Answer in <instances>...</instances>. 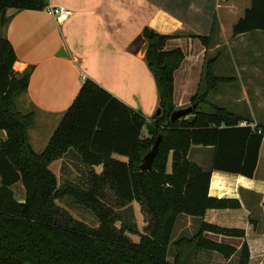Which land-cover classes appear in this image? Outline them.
<instances>
[{"label":"trees","instance_id":"1","mask_svg":"<svg viewBox=\"0 0 264 264\" xmlns=\"http://www.w3.org/2000/svg\"><path fill=\"white\" fill-rule=\"evenodd\" d=\"M49 0H0V30L9 21L8 10H44ZM210 35L192 34L209 48ZM264 31V0H250V6L233 24L232 36ZM3 32V31H2ZM0 32V264H186L192 252H217L230 259L238 252L232 244L208 234L245 237V230L202 222L190 236L173 238L181 215L203 218L209 209H236L238 199L209 195L214 170L254 177L264 125L210 101L227 77L216 74L220 53L205 63L195 105L188 115L171 120L175 104V73L185 60L180 48L168 49L180 33L163 34L145 27V60L152 72L159 108L151 121L156 133H144L147 117L87 78L71 106L42 151L33 147L30 130L35 110L22 112L19 100L27 92L33 67L17 72L16 51ZM160 111V113H158ZM245 122V126H240ZM162 135L152 170H143L145 156ZM193 146L213 149L211 165L200 166L189 158ZM73 152L82 164L103 166L91 170L87 187L59 184L50 164ZM114 155L128 158L127 162ZM171 160V169L169 162ZM243 161V162H242ZM21 182L24 198H16L12 186ZM108 192L113 198H108ZM65 198L89 209L99 226L91 227L72 216L59 201ZM112 199L120 208L134 202L147 219L139 241L136 223H125L108 205ZM121 222V226L116 224ZM239 264H249L247 242L240 249ZM174 260L170 261L168 255Z\"/></svg>","mask_w":264,"mask_h":264},{"label":"crops","instance_id":"2","mask_svg":"<svg viewBox=\"0 0 264 264\" xmlns=\"http://www.w3.org/2000/svg\"><path fill=\"white\" fill-rule=\"evenodd\" d=\"M243 3L244 8L241 10ZM51 5L70 9V17L58 22L45 9H9L10 19L0 30L16 51L15 71L21 73L33 67L28 90L18 105L27 109V104L28 111L37 112L35 125L30 130L36 151L45 148L87 78L130 107L142 111L151 121L159 108V97L154 76L145 60L146 42L141 37L145 27L163 34H182L179 38L171 39L167 48L180 47L185 53V60L175 73V104L177 108L187 106L202 82L203 56L207 50L198 38L191 35H210L214 20H217L213 40L227 38L232 34L233 24L250 6V0H49L48 6ZM222 9L223 13L220 14ZM231 16H236V19L227 25L225 22ZM247 36H252L253 40L255 36L264 38V31L241 34L236 39L240 38L241 41ZM263 48L264 42L258 43L256 47L248 46V51L259 54ZM212 50L209 49L210 52ZM218 53L221 54V51ZM221 59L216 64V74L228 79L218 91L210 94V101L250 117L254 121L252 127L255 124L264 125L259 121L264 119V62L233 65L230 62L224 64ZM40 113L52 118L43 128L38 126ZM55 119L59 123L53 128L51 126ZM41 123L45 124L44 120ZM144 133H148L147 129ZM67 156L50 164V169L58 178L61 177L60 167L64 161L67 173L74 166L72 160H64ZM69 156L86 167L73 152ZM114 157L123 162L128 161L126 156ZM212 157L213 149L210 147L193 146L189 153V158L204 168L210 167ZM168 166L170 170L171 160ZM90 170L100 174L103 166L98 165ZM65 175L64 178H67ZM209 195L238 199L241 206L236 209H209L203 218L181 215L177 224L181 221L180 224L188 231L192 221L199 223V227L202 222H207L243 229V238L214 234H210V237L232 244L238 251L243 242H247L250 261L254 255H259L257 261L262 263L264 142L260 147L254 177L214 170ZM210 253L220 255L217 252ZM235 255L230 259L220 256L225 262H230Z\"/></svg>","mask_w":264,"mask_h":264},{"label":"rangeland","instance_id":"3","mask_svg":"<svg viewBox=\"0 0 264 264\" xmlns=\"http://www.w3.org/2000/svg\"><path fill=\"white\" fill-rule=\"evenodd\" d=\"M244 8V3L241 6V10H243ZM223 13V9L220 11V14ZM236 16H231L225 23L227 25H231L232 21H234L236 18ZM256 38L253 40L252 36H247L245 37V39L240 41V38L233 37L232 34L227 36V38H223L220 40H213L210 47L206 48V52L205 55L203 56V63H204V68H205V63L206 61L215 56L218 51H221L220 54V58L221 61L225 64L230 62L233 65H240V64H245V63H249V64H258V63H262L264 62V55L262 53H264V48L261 49V51L259 52V54H254V51H248V46H257L258 43H262L264 42V38L263 37H258L255 36ZM201 43V41H200ZM229 44V45H228ZM202 46H204L201 43ZM205 47V46H204ZM213 48V50L210 52L209 49ZM260 50V48H259ZM227 55V56H225ZM203 75H204V71H203ZM203 78V77H202ZM193 104H191L190 102L187 104V106H192ZM27 109H25L22 105L19 106V109L22 112H27L29 109V106L26 104ZM31 110V109H30ZM51 117H44V114H39L38 115V126H45L47 123L51 122ZM42 120H44L45 124L41 123ZM259 121H261L262 123H264V119H260ZM59 120L55 119L52 126L53 128L56 127V125H58ZM37 126V127H38ZM43 132V131H42ZM47 132V131H46ZM73 158V159H72ZM72 160L74 166L72 169H70V172L67 173L66 169L64 168V163L65 161L61 164L60 170H61V177L58 178L59 184L63 185L65 183H72V184H76V185H80V186H85L87 187L89 184V176L91 173V170L89 167H83L81 165H79L78 161L72 157V156H67L65 157L64 160ZM67 173V175H65L64 173ZM64 175L67 178H64ZM12 189L14 190L15 196L17 199L21 200L24 198L25 195V189L23 187V184L21 182L16 183L15 185L12 186ZM108 198H113V196H111V193L108 192ZM108 205H110L111 207H113L116 212L118 214H120L122 216V221L128 224L131 223H136L139 233H131V237L134 241H139L141 238V234L146 232L145 227L147 226L148 222L146 217L144 216L142 209H141V205L137 202H134L131 207L129 208H120L116 202H114L112 199H106ZM60 205L62 207H64L66 210L69 211L70 214H72L73 217H75L76 219L85 222L86 224H88L91 227H98L99 226V221L97 219V217L86 207L79 205L77 203H75L72 199L70 198H65L64 200L59 201ZM181 221L176 224L175 229H174V233H173V238L174 239H178L181 236H190L193 234L194 231H196L198 229V225L199 223L193 222L192 221V225H191V229L189 228L186 229V227H183L181 224ZM116 224L118 226H121V222L117 221ZM210 236V234H208ZM260 258L259 255H254V257L251 259L250 264H264V254L262 257V263H259L257 261V259ZM168 259L170 261L174 260V256L170 253L168 255ZM187 262L186 264H239L240 261V252L238 251L237 254L235 255V257L230 261V262H225L224 259L217 254H212L210 252H196L192 251L188 256H187Z\"/></svg>","mask_w":264,"mask_h":264},{"label":"water","instance_id":"4","mask_svg":"<svg viewBox=\"0 0 264 264\" xmlns=\"http://www.w3.org/2000/svg\"><path fill=\"white\" fill-rule=\"evenodd\" d=\"M194 107H195V105L176 109L172 113L171 120H176L177 118H179L183 115L190 114ZM158 113H160V111H158ZM146 129L151 134L156 133V126L151 121H148L146 123ZM161 141H162V135L160 134V135H158V137L155 141V144H154L153 148L151 149V151L145 156L144 163L142 164L143 170H152L153 169V161H154V158L156 157V155L159 151Z\"/></svg>","mask_w":264,"mask_h":264},{"label":"built area","instance_id":"5","mask_svg":"<svg viewBox=\"0 0 264 264\" xmlns=\"http://www.w3.org/2000/svg\"><path fill=\"white\" fill-rule=\"evenodd\" d=\"M45 10L50 16L54 17L58 22L66 21L71 15V10L64 6L51 5V6H47ZM240 124H246V123L242 122Z\"/></svg>","mask_w":264,"mask_h":264}]
</instances>
